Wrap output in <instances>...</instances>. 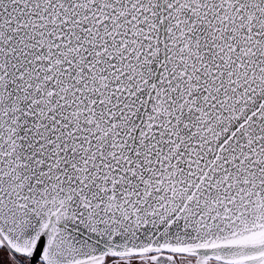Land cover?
Listing matches in <instances>:
<instances>
[{"label":"snow or ice","instance_id":"obj_1","mask_svg":"<svg viewBox=\"0 0 264 264\" xmlns=\"http://www.w3.org/2000/svg\"><path fill=\"white\" fill-rule=\"evenodd\" d=\"M0 264H264V0H0Z\"/></svg>","mask_w":264,"mask_h":264}]
</instances>
